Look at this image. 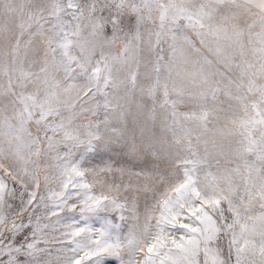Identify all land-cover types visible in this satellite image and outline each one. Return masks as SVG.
I'll list each match as a JSON object with an SVG mask.
<instances>
[{
	"label": "snow or ice",
	"instance_id": "obj_1",
	"mask_svg": "<svg viewBox=\"0 0 264 264\" xmlns=\"http://www.w3.org/2000/svg\"><path fill=\"white\" fill-rule=\"evenodd\" d=\"M0 264H264V0H0Z\"/></svg>",
	"mask_w": 264,
	"mask_h": 264
}]
</instances>
